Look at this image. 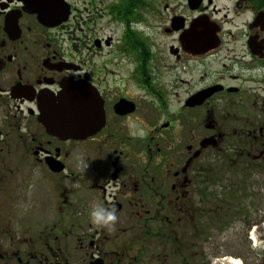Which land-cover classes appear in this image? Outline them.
Listing matches in <instances>:
<instances>
[{
	"label": "flooded vegetation",
	"instance_id": "1",
	"mask_svg": "<svg viewBox=\"0 0 264 264\" xmlns=\"http://www.w3.org/2000/svg\"><path fill=\"white\" fill-rule=\"evenodd\" d=\"M64 84L94 134L40 122ZM262 176L264 0H0V264H229Z\"/></svg>",
	"mask_w": 264,
	"mask_h": 264
},
{
	"label": "water",
	"instance_id": "2",
	"mask_svg": "<svg viewBox=\"0 0 264 264\" xmlns=\"http://www.w3.org/2000/svg\"><path fill=\"white\" fill-rule=\"evenodd\" d=\"M62 87L58 96L42 109V125L59 138L79 139L94 134L104 123L101 102L89 91L79 94L67 84Z\"/></svg>",
	"mask_w": 264,
	"mask_h": 264
},
{
	"label": "rangeland",
	"instance_id": "3",
	"mask_svg": "<svg viewBox=\"0 0 264 264\" xmlns=\"http://www.w3.org/2000/svg\"><path fill=\"white\" fill-rule=\"evenodd\" d=\"M104 32L105 34H108L107 31L104 30ZM109 50L110 49L104 50L102 54H107ZM210 163H213V165L215 166H223L221 162L210 161ZM260 179L262 180L261 183ZM249 182L253 184L254 180L251 179V181L249 180ZM255 182H257V186H252V189H249L246 185L247 192H251V195H254L253 197H256L250 202L246 200V217L249 216L250 212H254L256 210L259 216H262L264 214V176L258 179L255 177ZM246 221L236 222L235 224H233V228L232 226H230V231L228 232H219V235H216V239L214 240V247H220V249L225 253L223 256H226L227 259L239 260L241 262L240 257H242L245 263L254 264L258 259L257 258L256 261L252 259L254 253L260 255L264 252V228L255 229V231H252V229H250L247 233V236L244 238L241 234L243 228L246 227ZM199 245L201 247H204L206 246V243H204L203 245Z\"/></svg>",
	"mask_w": 264,
	"mask_h": 264
},
{
	"label": "clouds",
	"instance_id": "4",
	"mask_svg": "<svg viewBox=\"0 0 264 264\" xmlns=\"http://www.w3.org/2000/svg\"><path fill=\"white\" fill-rule=\"evenodd\" d=\"M117 219L115 205L111 208H105L102 205H93L92 211L90 212V221L97 228L114 230Z\"/></svg>",
	"mask_w": 264,
	"mask_h": 264
},
{
	"label": "bare ground",
	"instance_id": "5",
	"mask_svg": "<svg viewBox=\"0 0 264 264\" xmlns=\"http://www.w3.org/2000/svg\"><path fill=\"white\" fill-rule=\"evenodd\" d=\"M229 264H241L239 260H230Z\"/></svg>",
	"mask_w": 264,
	"mask_h": 264
}]
</instances>
